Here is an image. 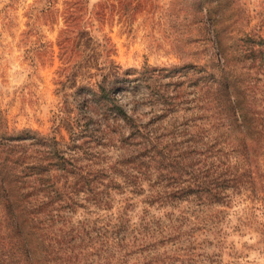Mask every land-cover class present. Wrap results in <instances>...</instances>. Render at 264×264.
<instances>
[{
  "label": "trees",
  "instance_id": "16d2710c",
  "mask_svg": "<svg viewBox=\"0 0 264 264\" xmlns=\"http://www.w3.org/2000/svg\"><path fill=\"white\" fill-rule=\"evenodd\" d=\"M204 9L214 58L177 71L189 76L187 86H160L161 69L110 64L60 101L49 133L10 129L0 110V264H191L192 212L241 190L264 203V97L256 85L264 35L244 31L237 9ZM139 103L149 111L139 113ZM60 127L66 138L56 136ZM120 194L123 204L111 212ZM138 195L146 207L131 222L136 201L128 200ZM85 205L107 211L100 248L67 228ZM148 206L165 210L155 217Z\"/></svg>",
  "mask_w": 264,
  "mask_h": 264
},
{
  "label": "rangeland",
  "instance_id": "374dc122",
  "mask_svg": "<svg viewBox=\"0 0 264 264\" xmlns=\"http://www.w3.org/2000/svg\"><path fill=\"white\" fill-rule=\"evenodd\" d=\"M207 6L225 13L237 9L244 31L264 35V0H0V110L8 128L49 133L60 101H72L79 84L98 80L110 64L131 72L161 69L156 71L160 86H187L189 76L178 77L177 71L214 58L202 29ZM61 38L65 40L59 42ZM256 85L264 97L263 62ZM129 89L137 97L145 92L133 82ZM136 109L144 113L149 106L139 103ZM56 136L66 138L67 133L60 127ZM122 197L114 196L111 212L123 204ZM142 197L128 200L136 201L127 212L131 222H138L137 215L146 207L137 201ZM147 209L155 217L165 210ZM202 210L189 219L196 237L191 264H264L263 202L241 190L229 203ZM105 213L89 205L76 207L67 228L83 230V243L91 239L100 248V218ZM96 257L86 256L87 261ZM109 264L116 263L111 259Z\"/></svg>",
  "mask_w": 264,
  "mask_h": 264
}]
</instances>
